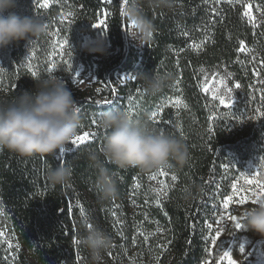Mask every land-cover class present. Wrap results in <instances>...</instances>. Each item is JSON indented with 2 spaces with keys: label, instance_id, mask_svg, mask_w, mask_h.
I'll return each instance as SVG.
<instances>
[{
  "label": "trees",
  "instance_id": "obj_1",
  "mask_svg": "<svg viewBox=\"0 0 264 264\" xmlns=\"http://www.w3.org/2000/svg\"><path fill=\"white\" fill-rule=\"evenodd\" d=\"M48 1L38 14L29 11L32 0H21L15 9L22 16L38 15L47 27L30 44L20 41L0 50V101L33 90L35 76L60 77L81 108L78 134L88 132L89 138L46 158L0 151V264H92L78 243L86 225L103 228L113 239L102 264H203L213 237L207 227L211 214L239 184L243 168L263 158L264 105L225 108L200 89L203 73L217 69L247 86L238 65L240 49L258 41L243 16L245 3L173 0L171 10L146 6L156 33L138 50L127 44L124 0ZM255 2L264 7V0ZM98 24L111 52L92 63L95 82L75 88L72 74L52 63L48 35L74 41L93 35ZM154 71L172 79L151 96L138 75ZM117 107L182 138L189 162L178 171L152 174L108 164L116 172L119 196L102 201L87 151L98 148L105 135L98 114ZM61 164L71 165L72 179L53 188L46 174ZM194 185L203 187L196 198Z\"/></svg>",
  "mask_w": 264,
  "mask_h": 264
},
{
  "label": "clouds",
  "instance_id": "obj_2",
  "mask_svg": "<svg viewBox=\"0 0 264 264\" xmlns=\"http://www.w3.org/2000/svg\"><path fill=\"white\" fill-rule=\"evenodd\" d=\"M18 0H0V50L13 43L32 41L46 33V25L36 15L22 16L15 9ZM149 9L173 8V0H124L123 16L128 25L127 35L140 46L153 40L156 26L146 14ZM89 53L107 54L103 35L91 38L83 46ZM143 91L156 96L169 85L170 74L138 75ZM33 90H22L11 99L0 101V151L7 150L22 158L55 156L66 151L82 126L77 99L67 83L55 75L35 76ZM98 126L104 130L101 144L87 151L89 166L95 173V189L102 201H113L119 196L114 169L135 168L152 174L161 169L180 170L189 162V147L182 138L154 127L149 120L135 118L121 108H112L98 114ZM73 168L61 164L47 171L48 184L55 188L71 181ZM193 198L203 193V187L194 185ZM242 228L264 238V196L256 198L251 206L239 209ZM235 228L230 222L221 225ZM90 256L92 264H102L103 256L111 249L112 237L101 227L85 226L78 238Z\"/></svg>",
  "mask_w": 264,
  "mask_h": 264
},
{
  "label": "rangeland",
  "instance_id": "obj_3",
  "mask_svg": "<svg viewBox=\"0 0 264 264\" xmlns=\"http://www.w3.org/2000/svg\"><path fill=\"white\" fill-rule=\"evenodd\" d=\"M21 0H18V3ZM244 2L243 16L245 21L250 25L257 36L258 44L253 47H243L240 49V57L238 65L243 70V78L246 79V85L242 86L234 80V76L225 69H217L212 72H205L201 78L200 89L202 93L212 99L221 107L218 97H223L231 104L250 107V105H264V7H261L255 0H239ZM52 1L32 0L33 10H29L32 14H38L39 7L47 8ZM38 16V15H37ZM95 27L93 35L79 36L72 41L64 38L61 34L49 33L48 37L51 41V61L57 63L58 70L60 66L66 68V72L72 74V84L75 88H84L93 84L95 78L94 65L95 60H99L111 52L110 45L107 44V54L100 55L99 53H89L84 50V45L88 44L91 38L103 35L101 25ZM128 25L126 27V40L128 46L140 50V46L136 41L131 40L128 35ZM104 36V35H103ZM61 45H63L61 47ZM79 45V49L77 47ZM65 72V73H66ZM250 72L251 76L247 77L246 73ZM62 73V72H60ZM78 74V76H77ZM250 78V79H249ZM122 77L120 80H124ZM80 80L84 83L81 84ZM239 85V87H237ZM249 109V108H248ZM260 153H263V158H258L251 161L241 171V179L239 184H236L235 189L232 188L231 195L224 198L218 208L211 214L210 219L212 228L209 232H213L207 257L203 264H229L228 258L223 256L224 251L230 253L232 264H264V238L254 234L251 231H246L243 228L236 230L235 228L228 230L221 227L225 222L234 224L228 217L236 215L239 209L246 206H251L256 198L264 196L259 185H264V142L259 148ZM261 156V157H262ZM256 179L252 184H247L246 179ZM229 197L232 199L229 200ZM244 197V200L241 199ZM228 203L229 208L225 209L224 204ZM238 220L240 218L237 216ZM217 221L220 223L218 224ZM219 231V238H216V233ZM215 239V243L213 240ZM245 249L244 253L239 251L240 247Z\"/></svg>",
  "mask_w": 264,
  "mask_h": 264
},
{
  "label": "snow or ice",
  "instance_id": "obj_4",
  "mask_svg": "<svg viewBox=\"0 0 264 264\" xmlns=\"http://www.w3.org/2000/svg\"><path fill=\"white\" fill-rule=\"evenodd\" d=\"M43 6H45V7L47 6L46 0H45V4H44ZM121 12H122V14H123V7H121ZM46 27H47V25H46ZM97 27H99V25H97ZM62 46H63V45H61V47H62ZM54 67H55V65L53 64V65H52V68H54ZM52 68H49V72L52 71ZM0 71H2V69H0ZM33 75H36V73L33 72ZM77 76H78V74H77ZM80 83L83 84L84 81H83V80H80ZM237 87H239V85H237ZM218 99H219V103H220L221 105H223L225 108L231 107V104H230V103L228 102V100H226L225 98H223V97H218ZM105 103H110V102L105 101ZM177 103H179V102L177 101ZM79 111L81 112V108H79ZM127 111L130 112V110H127ZM88 138H89V133H88V132H84L82 135L78 134V135L73 139V141H72L71 144H73V145H76L77 143L83 144L86 140H88ZM62 153H63V152H62ZM161 174H164V173L161 172ZM172 178L175 179V176H173ZM255 179H256L255 177H253L251 180L246 179V183H247V184H252L253 181H254ZM235 187H236V186L234 185L233 188L235 189ZM259 187L261 188L262 194H264V185H259ZM231 199H232V198L229 197V200H231ZM241 199L244 200V197H241ZM244 202L247 203L246 200H244ZM253 202H254V201H253ZM224 208H225V209H228V208H229V204H228V203H225V204H224ZM228 218L234 223V225H235V229H236V230H240V229L242 228V224H241L240 221L238 220L237 216H235V215H230ZM217 223L219 224L220 222L217 221ZM89 227L91 228V225H89ZM207 227H208L209 229H211V228H212V225L209 224ZM216 238H219V231H217V233H216ZM213 243H215V239L213 240ZM239 251H240L241 253H244V252H245L244 247L241 246L240 249H239ZM223 256H224L225 258H228L229 264H232L231 257H230V253H229L228 251H224Z\"/></svg>",
  "mask_w": 264,
  "mask_h": 264
}]
</instances>
